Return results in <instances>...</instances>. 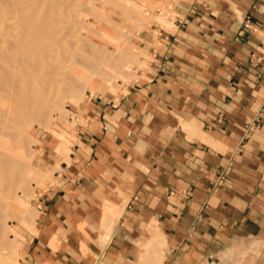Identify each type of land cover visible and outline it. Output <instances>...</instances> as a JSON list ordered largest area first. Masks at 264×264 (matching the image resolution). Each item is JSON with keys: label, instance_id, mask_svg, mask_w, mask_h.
Instances as JSON below:
<instances>
[{"label": "crops", "instance_id": "0c3cea01", "mask_svg": "<svg viewBox=\"0 0 264 264\" xmlns=\"http://www.w3.org/2000/svg\"><path fill=\"white\" fill-rule=\"evenodd\" d=\"M171 1L130 38L149 69L88 85L68 155L40 135L58 168L22 264H264V0Z\"/></svg>", "mask_w": 264, "mask_h": 264}, {"label": "rangeland", "instance_id": "374dc122", "mask_svg": "<svg viewBox=\"0 0 264 264\" xmlns=\"http://www.w3.org/2000/svg\"><path fill=\"white\" fill-rule=\"evenodd\" d=\"M42 3V10L50 9L56 24L62 26L68 35L59 40L60 53L58 58L53 60L52 67L58 72L55 75V82L46 85L29 114L26 113L23 117V121L27 122L21 125L22 132L18 143L19 149L29 162L24 167L21 163L15 166V178H0V205H4L0 208V222L3 223L5 233L4 241H0V248L2 247L8 254L7 264H22L26 249V233L33 232L35 218L38 216L35 199L39 190L46 188L53 179V169L58 168L56 166L49 169L48 165L42 164L43 142L39 140L40 135L44 133L48 140L52 138L56 143L54 148L57 157L65 158L69 153L70 139L75 129L74 121L70 118L72 109L85 99L87 89H82L79 99L77 97V100L69 101L67 96L70 93L65 91L66 88L74 86L78 89L80 81L81 83L87 81L89 84L98 81L106 85L109 92L114 95L119 90H125L127 84L140 78L139 70L149 69V61L152 58L148 51L135 50L130 38L137 36L140 31H150V24H163L168 17L174 16L171 0H42ZM130 43L133 47L127 46ZM122 48H128L132 53L122 52ZM102 72L115 73L117 76L115 82L109 78L112 77L111 74L105 77L106 74H101ZM66 74H70L73 81L69 76L66 78ZM73 75L76 79H73ZM54 98L58 103L53 106L48 101L51 102ZM40 103L50 111L36 118L34 113L42 105ZM63 148L66 150L62 151ZM20 176L24 179L21 183ZM14 194L23 201L19 203V208L14 206L15 202H18L13 198ZM20 214L24 217L20 218Z\"/></svg>", "mask_w": 264, "mask_h": 264}, {"label": "bare ground", "instance_id": "6f19581e", "mask_svg": "<svg viewBox=\"0 0 264 264\" xmlns=\"http://www.w3.org/2000/svg\"><path fill=\"white\" fill-rule=\"evenodd\" d=\"M42 8V0H0V178H15V166L21 163L24 167L27 166L29 162L25 159L23 151L19 149L20 144L18 143L22 132L21 125L24 122L23 117L26 113L29 114L32 105L39 99L46 85H51L55 82V75L58 72L56 68L52 67L54 65L53 60H56L60 53L59 40L65 35H68V33L63 30L62 26L60 27L56 24L50 9L45 8L42 10ZM127 46L133 47L131 43ZM123 51L132 53L128 48H122V52ZM80 61L81 60H79V62ZM108 61L110 60L108 59ZM99 67H101V65ZM115 67L117 68V66ZM118 69L115 70L119 71ZM116 73L119 74V72ZM120 73L122 74L121 71ZM101 74H106L107 76L105 75V77H108L111 73L109 72V74H107L102 72ZM111 75L112 77L109 78L115 82L114 79L117 77L116 74L113 73ZM128 75L131 74L128 73ZM68 76L71 77L70 74L65 75L66 78H69ZM74 77L73 79H76V77ZM102 79L105 80V78ZM70 80L73 81L72 77ZM80 83L78 89L74 86L66 88L65 91L70 93V95L67 96L70 99L67 98L69 101H75L77 97L79 99V96L82 95V89L87 88L89 85L87 81ZM48 103L54 106L58 102L55 101L54 98L51 99V102L48 101ZM48 111H50L49 108L46 109L42 104L34 114L37 116L36 118H40ZM31 115L33 116V114ZM25 121L27 122V120ZM64 150L66 149L63 148L62 151ZM19 180V183L23 182V176H20ZM13 198L18 200V202L16 201L17 203L15 202L14 206L16 205V207L19 208V203L23 201H20L21 199H19L16 194L13 195ZM2 207H4V205H0V208ZM22 217H24V215L20 214V218ZM4 234L3 223L0 222V241H4ZM7 255V252L2 250L1 247L0 264H7Z\"/></svg>", "mask_w": 264, "mask_h": 264}]
</instances>
